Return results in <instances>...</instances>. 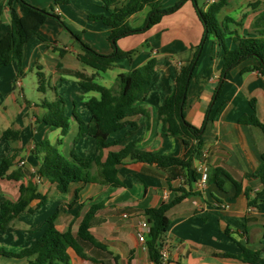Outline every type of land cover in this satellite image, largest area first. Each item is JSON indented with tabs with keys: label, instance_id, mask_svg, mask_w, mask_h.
Listing matches in <instances>:
<instances>
[{
	"label": "crops",
	"instance_id": "1",
	"mask_svg": "<svg viewBox=\"0 0 264 264\" xmlns=\"http://www.w3.org/2000/svg\"><path fill=\"white\" fill-rule=\"evenodd\" d=\"M25 1L40 9L49 11L53 8L84 43L101 54L113 53L108 27L101 21L90 20L91 15L106 13L99 0H69L60 5L54 0ZM165 1L163 7H166ZM170 1L178 3L181 0ZM208 1H204V10ZM247 1L231 0L218 19L223 23L226 18H232L236 23L228 24L231 31L242 36H255L259 30L256 22L264 12V5L257 7L255 12L244 9L248 14L245 11L243 14L241 4L245 3V6ZM237 3L240 9H236ZM148 12L146 8L131 16L129 24L134 28L143 26ZM241 17V20L245 18L238 23ZM10 22L9 11L5 9L0 17V40L7 33ZM203 35L204 29L193 3L186 2L178 12L165 16L151 30L120 39L118 47L128 57L117 60L115 68L97 75L94 69L78 60L79 41L51 18L40 30V36L47 43L34 37L25 46L20 74L16 61L0 68V136L7 130H13L19 136L15 142L5 138L0 141V162L18 149L9 173L22 174L19 181L0 178V209L4 199L17 201L20 186L29 182L48 196L42 207L34 212L20 213L9 228L0 229V249L17 253L32 247L44 234L46 220L54 214H57L56 226L61 232L70 227L76 232L91 208L98 206L90 228L93 237L119 256L120 264H154L146 244L138 237L141 224L149 222L144 212L170 203L183 188L190 195L167 214L170 219L166 236L169 257L164 264H247L236 257L242 253V247L259 252L260 259L256 264H264V185L258 176L264 165V133L257 126L239 122L242 116L254 115L264 123V76L257 71L244 72L256 64L252 59L244 61L230 71L222 84L221 94L216 97L224 51L214 37H210L202 48L187 93L186 120L203 128L204 141L202 155L193 160L190 170H163L155 165L126 160L118 166L122 187L73 183L66 193L59 192L55 185L37 176L41 160L31 153L35 142L47 139L57 145L65 157H70L73 148L85 158L99 156L96 140L91 136L82 137L73 146L79 131L75 114L90 123L92 114L86 101L98 94L86 93L68 71H81L88 76L96 74L99 84L118 90L117 80L121 73L143 67L151 59H156L157 68L146 99L136 105L142 112L127 119L135 124L134 127L129 125L109 137V142L119 144L107 149L104 155L119 152L136 142L142 151L182 158L183 143L164 131L159 109L173 91L181 66L192 58ZM226 45L229 49L235 48L230 35ZM54 48L62 49L63 56ZM58 97L65 101L70 122V130L65 136L61 129H51L39 121L47 113L43 101L53 102ZM216 168L227 173V176L220 175L222 188L213 178ZM204 173L208 174V181L203 185ZM234 181L242 185L241 191L237 190ZM254 199H257L256 205H250ZM38 202L33 201L30 207L35 208ZM124 213L129 217L124 218ZM69 255L71 264H93L73 249L69 250ZM25 262L0 255V264Z\"/></svg>",
	"mask_w": 264,
	"mask_h": 264
},
{
	"label": "trees",
	"instance_id": "2",
	"mask_svg": "<svg viewBox=\"0 0 264 264\" xmlns=\"http://www.w3.org/2000/svg\"><path fill=\"white\" fill-rule=\"evenodd\" d=\"M56 5L64 4L69 0H54ZM106 13L91 15L90 20L101 21L109 29L108 40L113 47V53L109 55L95 51L90 45L84 43L81 37L74 34L65 24L62 17L54 12V9L44 10L33 6L25 0H0V17L5 9L9 11L11 22L5 36L0 40V68L16 61L19 67V74L22 71V61L25 46L34 38L41 36L40 30L51 18L57 20L72 37L80 44L81 52L77 55L78 60L85 66L91 67L96 74L105 73L116 67L117 60L128 57V54L118 47V41L122 38L145 33L154 26L161 23L165 16L178 12L186 2H192L199 21L201 22L204 35L201 43L195 47L192 58L183 66L175 79V86L171 94L159 109L163 122L164 131L179 138L184 146V156L172 157L162 156L154 152L142 151L137 148V143L128 144L119 152H109L105 157L104 152L119 142H109V137L124 130L127 126H135L128 122L129 117L141 113L136 105L146 99L151 81L157 68L156 59H151L143 67L129 72L121 73L118 77V90L107 88L96 81V74L88 76L81 71H68L78 81L86 93H96L86 101V106L92 114L90 123H85L77 114L75 118L79 124V131L74 140L73 146L88 135L93 137L97 143L99 156L90 159L80 156L74 148L70 157H65L57 145L45 139L35 142L31 153L41 160L37 171L39 178L46 179L56 186L61 193H66L73 183L107 184L113 187H122L123 183L119 178L118 166L126 160L143 162L155 165L160 169L180 168L190 170L195 158L202 155L204 141L203 128H197L186 120L185 105L190 83L194 77L201 51L210 37L218 40L224 51V66L221 73V83L216 97L221 94L222 84L231 70L238 67L244 61L255 60L256 64L247 67L244 72L257 71L264 76V12L258 18L255 36L238 34L231 31L228 24L236 23L232 18H226L223 23L219 22V13L228 6L231 0H214L204 10L198 0H181L171 7H163V0H99ZM149 9L146 21L143 26L134 28L129 24L131 16ZM230 35L235 43L234 49L226 45V38ZM63 56L62 49L54 48ZM62 70V65H59ZM43 107L47 109L44 117L39 118L40 122L50 126L51 129H61L62 135H67L70 130L69 117L65 111V101L58 97L53 102L43 101ZM254 107V103L251 102ZM240 124L259 127L264 133V123L254 116H242ZM5 138L12 142L19 139L13 130H7L0 136V141ZM18 149L13 154L0 162V178L19 181L22 177L20 172L9 173L14 165ZM264 161V153L262 154ZM96 168V171L93 169ZM220 175L227 173L222 168L214 170L213 178L219 187H223ZM258 176L264 185V165ZM238 191L242 185L234 181ZM76 192V199L79 195ZM178 195L173 201L163 204L157 208L145 210L150 224V230L146 235V248L149 258L154 264H164L161 257V250L166 245V236L170 228L168 211L190 195L183 188L177 191ZM247 194V193H246ZM38 200L35 208L30 204ZM48 201V196L38 191L37 186L29 182L20 186V196L17 201L4 199L0 209V229L6 230L10 227L16 217L24 212H34ZM250 205H256L257 199L251 200ZM98 206H93L84 217L76 232L70 227L67 231L61 232L56 226L57 214L50 216L45 222V232L42 237L32 246L21 252H10L0 249V255L6 258L26 260L24 264H71L69 250L73 249L82 259L93 264H120V257L115 255L109 248L98 242L90 232L95 212ZM225 256H232L225 254ZM238 257L244 263L256 264L260 259L259 252H253L242 247V253Z\"/></svg>",
	"mask_w": 264,
	"mask_h": 264
},
{
	"label": "built area",
	"instance_id": "3",
	"mask_svg": "<svg viewBox=\"0 0 264 264\" xmlns=\"http://www.w3.org/2000/svg\"><path fill=\"white\" fill-rule=\"evenodd\" d=\"M208 181V174L204 173L202 175V180H201V184H206V182ZM123 217L124 218H127L129 217V214L128 213H124L123 214ZM150 230V224L149 222H143L141 224V228L138 232V237H139V240L143 243H145L146 241V235L147 233L149 232ZM161 257H162V261L163 263H166V261L168 260V257H169V250L167 248V246L165 245V247L161 250Z\"/></svg>",
	"mask_w": 264,
	"mask_h": 264
},
{
	"label": "rangeland",
	"instance_id": "4",
	"mask_svg": "<svg viewBox=\"0 0 264 264\" xmlns=\"http://www.w3.org/2000/svg\"><path fill=\"white\" fill-rule=\"evenodd\" d=\"M204 1H205V0H198V3H199V5H200L201 7L204 6ZM213 1H214V0H209L208 3H206V4H210V3H212ZM247 2H248V3H247L245 6H244L245 3L241 4V6H242V7H241V10H242L243 14H244L247 10H248V12H255L257 7H260L261 4H262V6L264 5V0H248ZM165 3H166V4H164V6L166 5V7H171V6H174L176 2H172V1H170V0H166ZM169 3H170L171 5H168ZM173 3H174V4H173ZM167 5H168V6H167ZM238 5H239V3H237V5L235 6L236 9H240ZM237 6H238V7H237ZM166 7H165V8H166ZM244 9H245V10L247 9V10L245 11ZM244 11H245V12H244ZM246 13H247V12H246ZM247 14H248V13H247ZM247 14H245V17H247V16H246ZM245 17H243V20H244ZM241 19H242V17L239 19L238 23H242V22H243V20H241ZM247 25H248V24H247ZM249 27H250V26H249ZM247 28H248V27H247Z\"/></svg>",
	"mask_w": 264,
	"mask_h": 264
}]
</instances>
